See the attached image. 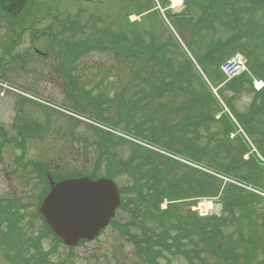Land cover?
<instances>
[{
	"label": "rangeland",
	"instance_id": "374dc122",
	"mask_svg": "<svg viewBox=\"0 0 264 264\" xmlns=\"http://www.w3.org/2000/svg\"><path fill=\"white\" fill-rule=\"evenodd\" d=\"M156 1L157 11L153 10V0H31L30 5L24 6L22 10L23 12L28 7V17L23 19L19 16L17 18L18 21L23 19L21 25L19 23V26L8 25L0 16V124L3 127L0 132L8 134L7 137L19 135L21 129H27L32 133V136L23 137L26 142L24 148H15L9 143L2 144L5 140L0 138V199H5L0 204L3 206L4 213L10 218L13 217L15 212L19 214L14 226L17 235L19 230L22 233L17 239L20 244L15 249H10L4 244V236L9 231L7 229L8 221L0 223V264H13L15 262L13 257H17L22 248L28 257H32L36 255L35 250L37 248L38 250L49 251L54 245L53 238L45 235L41 222L35 216L36 202L40 191V186L37 185V173L30 166L23 164L17 166L16 160L18 158L23 156L24 160L32 159L58 176L68 175L70 172L83 174L93 172L95 175L106 173L108 158L114 162L113 166L115 163H128L129 166H134L135 161L132 158L134 144H136L134 137H140L136 134L133 136L132 130L135 129L140 120L146 117V113H144L145 111L142 113L138 111L131 118L130 113L127 112L123 116L122 114L128 108V102H134L136 99L142 98L139 100L140 103L138 102L139 106L143 104L145 106L143 108H146V112L151 115L158 106H165L166 113L161 115L160 118L164 119L163 126L165 128L169 127L167 131L169 133L173 132V135L180 134L176 131L180 128L177 120L191 110L187 109L188 106L186 108L183 106L188 98L183 94L165 96L163 94H153L146 97L143 96L144 94L132 93L140 90L144 91V85L141 88L134 87L131 91L127 89L126 94H116L112 84L115 83L116 77L120 80L124 78L129 69L125 68L121 71L117 67L120 66V62L113 53L96 50L89 51V53L81 56L74 70L75 78L80 79V84L85 91H88V94H84V92L83 94H69V88L66 86L67 79L56 74L54 64H57V62L53 58V53L57 50L56 46L61 40L79 41L82 39L81 34L77 32L72 34L67 29L68 24L86 29L85 32L94 29L93 25L95 24L98 28H105L104 33L108 30L127 33L129 30H124L123 26L125 23L124 17L125 15L128 16L129 22L133 21L132 24L135 25L129 23L128 26L134 28L136 37H141L144 41L149 40L150 37H158L160 43H164L166 46L170 45V48H166L168 51L165 50L166 53H163L167 59L176 64L182 62L185 58L192 60L188 77L184 79L185 85L190 84L191 81L198 85L200 81L203 84V90H211L212 93L217 90L218 94L221 91L220 97H216L220 103L223 104L224 100L230 108L232 106L235 109L233 115H238V113L247 115L248 125L256 124L255 130L250 134L247 132V137L257 148L258 155L264 156V108H256L254 111L251 109L254 100L255 104H261L263 100L261 98L253 100L252 93L242 87V82L239 89L238 87L234 88L240 82L238 79L230 81L227 85L228 82H225L222 77L220 80L209 84L207 77L215 73V71H212L214 67L205 69L200 59L201 54L208 47L216 46L222 39L233 33L238 36V39L232 44L233 47L228 50L229 52L234 53L236 51L241 54L236 61L235 58L233 59L236 63L238 61L236 67L243 68L244 65L248 64V70L254 77H264V36H258L262 30V23L264 24V10L260 13L251 14L245 8V4L247 2L251 3V0H238L236 3H230L229 8H226V10H223L224 6L221 2L223 0H186L189 5L186 10L184 9V2L180 8H173L171 0ZM167 1L170 10L166 9ZM143 10L149 13L147 16L150 19L147 21L137 13H131ZM183 11L190 20L189 27H187L188 25L180 27L175 21L173 24L170 21L171 14L175 12L182 13ZM217 11H232L225 14V18L228 19L226 26L210 22L205 26L204 23L197 21L198 17L214 16ZM46 13L57 15V20ZM241 24L243 27L244 24H249L250 27L243 28L240 26ZM107 26L109 27L108 30ZM20 27L26 28L19 32ZM44 31L48 33L44 34ZM17 34H20L19 44L10 48L8 46L10 44L9 40L17 39ZM31 44H34L33 46L43 54H35L34 51L29 50L28 47ZM171 44H173V47ZM51 46L52 49H50ZM224 46L219 45L208 49L214 52L215 50H222ZM178 47H182V49ZM168 52L170 53L168 54ZM170 56H173V58ZM242 57H246L243 66L240 65L243 62L241 61ZM177 58L179 59L176 60ZM157 61L156 59L152 69L156 71L149 76L150 80L155 82L158 81L157 77L160 75L156 69ZM120 67L122 69V66ZM118 82L121 84L120 81ZM118 93H120V90ZM28 94L34 96L30 97L36 98L35 100H38L39 105L30 101V103H26L24 101L26 99L21 98V96H29ZM168 96L173 97L171 98L175 102L174 104L166 101ZM15 98L20 99L22 102L17 103ZM171 98L169 99L171 100ZM229 101L231 106L227 103ZM259 101L260 103H258ZM222 104L215 111V118L219 114L222 116L223 111L226 113L225 116L229 115L225 110L228 108L222 107ZM238 123L245 129L246 126L242 122L238 121ZM97 126L100 128L106 127L110 132L114 131L116 134L112 136L107 129H99V127V130H97ZM211 126V128H207L212 129L211 131L203 130L206 127L200 130L199 141L201 145L198 147L201 152L202 147H205L203 145L217 138V134L212 135L213 131L216 132L215 125L212 124ZM235 132L232 133L233 139L229 136L230 141H225L223 138L222 141L219 139L222 147L229 144L231 153L227 154V158L223 157L224 161L215 162L220 163L221 166L226 164L231 166L232 158L241 160V165L236 167L237 170L233 174L235 176L236 174L251 175L254 183L259 186L257 188L264 191V168L257 169L255 162L258 164L260 162L253 157L247 158V156H244L243 159L241 158L240 151H238V147L241 145L239 138L236 137L238 136L237 132ZM110 137L115 140L120 138V140L111 142ZM20 139L22 140L21 136ZM207 148L204 152L208 151ZM151 149L162 154L159 150L163 148L160 146ZM227 160L230 162L226 163ZM212 164L214 166V163L210 161L207 165ZM203 166L201 163L197 165L199 169H202ZM183 171H185L184 168ZM130 173V170L125 169L124 171L119 166L114 171L113 180L121 187L126 186L127 188L133 182L134 174L131 176ZM214 173L220 175L219 170H214ZM232 178L233 182L226 183L230 186L239 185L244 188L236 178ZM244 190L245 193H252L250 189L246 190L244 188ZM122 198L124 202L127 201V203L130 202L135 205L139 197L137 195L134 198V192L128 190ZM251 199L252 201L246 206L248 212H251L248 218L250 223L243 220L242 224L246 223L248 225V228L244 230L245 239L253 231L258 233H256L257 246L254 252L249 253L250 255L238 248L236 250L238 263H254L262 260L261 264H264V200L256 196H251ZM191 200L186 198L183 202L174 203L172 207L168 204L167 209L171 208L174 214L189 213L196 215L205 220L206 223H208L206 218L221 217L223 213V200L217 203L214 201L212 204L198 200L196 204L190 205ZM195 202L193 201V203ZM189 208H192L196 213L191 212ZM120 215L122 219L124 216L129 218L126 213H120ZM141 216L146 225L144 230L149 233L148 231L152 227L154 228V224L144 206ZM260 216L262 217L260 218ZM231 219L234 220V223H228L227 226L234 228L237 222L234 218ZM199 223L203 224L201 221ZM128 227L132 234H141L142 232L136 225ZM13 236L16 237L14 233ZM190 237L197 238L196 236ZM190 237L183 236L181 240L186 241L185 239H187L190 241ZM252 237H254L253 234ZM35 239L37 243L34 242ZM132 241L126 238L125 234H122L116 226L111 225L105 228L93 241L76 245L71 249L57 244V247L46 256V262L47 264H149L144 251H139ZM196 248L200 253L199 243H197ZM163 251L164 258L160 257L159 260L165 261V264H227V262H222L206 253H202L204 257L189 261L185 255L176 251L174 247ZM199 253H197L198 257Z\"/></svg>",
	"mask_w": 264,
	"mask_h": 264
},
{
	"label": "trees",
	"instance_id": "16d2710c",
	"mask_svg": "<svg viewBox=\"0 0 264 264\" xmlns=\"http://www.w3.org/2000/svg\"><path fill=\"white\" fill-rule=\"evenodd\" d=\"M255 1L261 2V0ZM255 1H253L252 7H254ZM30 2L31 0H0V10L7 16L10 15L12 18H16L21 14L24 6L30 5ZM249 6V2L245 4V8H250ZM24 11H28V9L26 8ZM46 14L52 16L54 20H57L52 13ZM124 19L125 23L123 29L129 30L127 33L108 30V27V31L104 33L103 30H105V28H98V26L93 25L94 29L88 32L80 28L79 34L82 35V39L79 41H72L71 39L60 41L62 46H60L57 53L62 67L58 68V72L61 77L67 79L68 84L66 81L64 82H66V86L69 88V94H83V92L84 94H88V91H85L84 87L80 84V79L75 78L73 74L76 68L75 64L80 60L81 56L94 49L99 52L113 53L120 62L119 65L122 66V69L120 66L117 67H119L121 71L125 68L129 69L127 75L121 80L116 79L113 84L108 82L112 84L114 88H117L116 94H126L127 89L131 91L134 87L141 88L144 85V91L140 90L132 93L144 94L143 96L146 97H150V95L153 94H163V96L169 94H183L188 97L183 106L185 108L188 106L187 109H191L177 120L180 128L176 131L180 134L173 135V132L169 133L167 131L169 127L165 128L163 126L164 119L160 118L161 115L166 113L165 106H158L151 115L146 112V108H143L145 107L143 104H140L142 107L139 106V100L142 98L136 99L134 102H128L125 115L129 112V116L132 118L135 112L137 113L139 111L142 113L145 111L144 113H146V117L140 120L135 126V129L132 130L133 136L136 134V136L141 138L137 139H143L154 146H160L164 150L184 160H189L195 164L201 163L212 171L219 170L226 174L235 172L237 170L236 167L241 165V160H235L234 158H232L231 162L227 160L226 163L230 162L231 166H228V164L221 166L220 163L215 162L224 161L223 157L231 153L229 144L222 147L219 143V139L222 141V138L225 141H229L228 134L231 130V125L225 117L221 119L215 118L214 114L219 106L215 104L217 102L212 93L206 89L203 90V84H201L200 81L198 85L192 81L190 84L185 85L184 79L188 77V70L192 62L185 58L178 64L173 63V61H170L164 55L166 53L165 50L168 51L166 48H170V45L166 46L164 43H160L159 38H151L146 41H143V39L141 41V37H136L134 28L128 26L129 22L127 21L126 15ZM216 19L219 23L226 26L228 19H223L220 15L217 16ZM144 20L147 21L148 18L144 17ZM132 25L135 26L134 24ZM67 27L73 29L74 24H69ZM236 39H238V36L231 33V35L222 39L216 46L213 45L208 47L212 49L219 45H225L222 50H215L213 52L207 48L204 54L200 56L202 60V62H200L205 69L214 67L212 71H215V73L209 75L212 80L218 81L222 78L219 65L224 58L232 53L229 52L228 49L233 47L232 44ZM171 46L173 47V44H171ZM238 47H240V45H238ZM169 53L170 52H168V54ZM170 57L173 58V56ZM156 59L158 60L156 69L160 74L157 77V82L150 80L149 77L150 74L156 71L152 70ZM178 59L179 58L176 60ZM174 64L176 66H173ZM118 81H120L121 84ZM239 81L246 82V78L242 77ZM242 84L245 85V83ZM119 85L121 86L118 88ZM119 90L120 93H118ZM190 94L192 95L190 96ZM171 97L168 96L166 101H170L174 104L173 97ZM169 98H171V100ZM262 100L261 104L264 105V98ZM261 104H256L255 106L254 101L252 106L262 109L260 106ZM142 109L143 111H141ZM238 116L242 122L248 123L247 115L242 114ZM212 124L215 125L216 129V132L213 131L212 135L217 134V138L203 145L205 147H202L201 152V149L198 147L201 145L199 141L200 130L206 127L203 128V130L211 131L212 129L207 128H211ZM246 127L249 132H252L255 130L256 124L252 126L246 124ZM112 140L113 138L110 137L111 142ZM118 140H120V138ZM206 147H208V151L204 152ZM132 158L135 161L134 166H129L128 163H117L112 166L113 162L110 161L107 164V170H117V167L121 166L123 170L127 169L134 172V189L137 191L138 196L142 198L140 202H149V205L154 207V211L152 210L151 215L154 228L152 227L151 230L148 231L149 233L144 230L142 239L145 238V240L143 243L140 242L143 245L140 246V250L144 251L147 258L146 260L149 264H165V261H160L159 258H164L163 250L169 249L170 247H174L176 251L185 255L189 261L204 257L202 253H206L222 262H227V264H239L238 253L236 252L238 248H241V250L248 255L255 251L257 246V232L255 233L253 231L252 234L254 237H252L250 233L248 238L245 239L244 230L248 228V225H246V223L242 224L243 220L249 221L250 223L248 218L251 212H248L249 210L246 206L252 201V194L245 193L242 189L234 185L226 186L223 189V196L221 199L223 200V213L221 217L212 216L206 218L208 223L193 214H181L182 216L174 214L171 208L166 210H161L159 208V204L163 199L173 201L192 197L197 198L200 196H214L221 187L220 180L209 172L199 170L173 157L159 154L152 149L143 148L142 146L140 148L138 144H134V155ZM210 161L214 163V166L213 164L207 165ZM183 168L185 171H183ZM236 176L252 180L251 175L245 176L236 174ZM173 204L174 203L170 204V206L172 207ZM238 206H240L239 210ZM35 216L38 219L41 218L37 212H35ZM17 217H19L17 212L13 214L12 218L3 215V211L0 208V222L2 220L8 221L7 229L9 231L6 233L5 237L12 243L10 247H16L20 244V241L17 239L22 233L17 229L19 230L17 235L14 226ZM231 218H234L237 222L234 228L227 226L228 223H234V220ZM199 221L203 224H200ZM41 222L43 230H46L47 227L44 222ZM13 233L16 237L13 236ZM183 236H196L197 238L190 237V239L194 241H189L187 239L184 241L181 240ZM197 243L200 244V253L196 248ZM197 253H199V257ZM261 261L254 263L245 262L244 264H261Z\"/></svg>",
	"mask_w": 264,
	"mask_h": 264
},
{
	"label": "water",
	"instance_id": "95a60500",
	"mask_svg": "<svg viewBox=\"0 0 264 264\" xmlns=\"http://www.w3.org/2000/svg\"><path fill=\"white\" fill-rule=\"evenodd\" d=\"M39 206L50 229L66 244L93 239L108 223L118 203L111 181L66 179L54 184Z\"/></svg>",
	"mask_w": 264,
	"mask_h": 264
},
{
	"label": "bare ground",
	"instance_id": "6f19581e",
	"mask_svg": "<svg viewBox=\"0 0 264 264\" xmlns=\"http://www.w3.org/2000/svg\"><path fill=\"white\" fill-rule=\"evenodd\" d=\"M173 1V6L174 7H179L180 6V0H172Z\"/></svg>",
	"mask_w": 264,
	"mask_h": 264
}]
</instances>
